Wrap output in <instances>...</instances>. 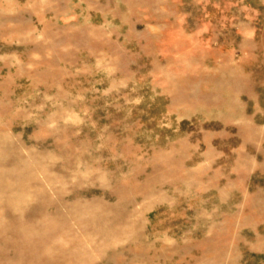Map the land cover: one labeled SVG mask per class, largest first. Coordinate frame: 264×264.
I'll return each instance as SVG.
<instances>
[{
	"label": "rangeland",
	"instance_id": "rangeland-1",
	"mask_svg": "<svg viewBox=\"0 0 264 264\" xmlns=\"http://www.w3.org/2000/svg\"><path fill=\"white\" fill-rule=\"evenodd\" d=\"M15 159L112 205L78 214L107 227L101 255L60 264H264V0H0Z\"/></svg>",
	"mask_w": 264,
	"mask_h": 264
},
{
	"label": "bare ground",
	"instance_id": "bare-ground-1",
	"mask_svg": "<svg viewBox=\"0 0 264 264\" xmlns=\"http://www.w3.org/2000/svg\"><path fill=\"white\" fill-rule=\"evenodd\" d=\"M26 169L30 167L20 159L0 162V242L13 247L16 254L29 251L34 255L41 249H50L44 255V264L76 261L88 254L101 255V242L109 241L107 227H94L99 219H86L78 214L96 212L100 205L107 210L112 205L97 198L69 203L65 201L67 192L54 188L55 180L49 172L43 170L41 180L33 169L30 172ZM43 184L50 187L42 189ZM59 237L72 246L53 248ZM89 245L92 249H85ZM0 258H4L1 252ZM33 263V258H29L27 264Z\"/></svg>",
	"mask_w": 264,
	"mask_h": 264
}]
</instances>
